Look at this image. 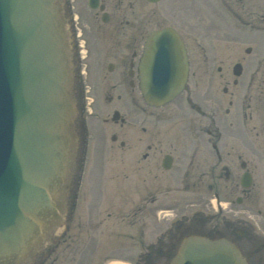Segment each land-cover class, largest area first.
Segmentation results:
<instances>
[{"label": "flooded vegetation", "instance_id": "af4514ba", "mask_svg": "<svg viewBox=\"0 0 264 264\" xmlns=\"http://www.w3.org/2000/svg\"><path fill=\"white\" fill-rule=\"evenodd\" d=\"M64 12L86 165L99 149L131 164L140 231L129 236L139 251L130 264L172 257L187 232L234 240L248 264H264V0H64ZM164 28L184 46L187 81L155 107L141 94L140 64L148 37ZM222 201L247 204L244 216L219 224ZM69 229L34 264H80Z\"/></svg>", "mask_w": 264, "mask_h": 264}, {"label": "water", "instance_id": "95a60500", "mask_svg": "<svg viewBox=\"0 0 264 264\" xmlns=\"http://www.w3.org/2000/svg\"><path fill=\"white\" fill-rule=\"evenodd\" d=\"M63 0H0V264H28L64 222L75 167L72 70ZM169 41L148 76L153 41ZM179 39L155 33L142 63L146 101L182 88ZM160 58L162 61L159 62ZM169 264H247L231 241L189 236Z\"/></svg>", "mask_w": 264, "mask_h": 264}, {"label": "rangeland", "instance_id": "374dc122", "mask_svg": "<svg viewBox=\"0 0 264 264\" xmlns=\"http://www.w3.org/2000/svg\"><path fill=\"white\" fill-rule=\"evenodd\" d=\"M82 117L86 119V113L82 114ZM98 124L99 123H97L95 127H99L100 125ZM109 131H107L108 135H110L113 130ZM116 131L117 130L114 129L113 132ZM91 152H93L94 155L91 157L90 162L87 163V166L86 154L83 155V147L80 150L81 156L78 158L76 175L74 178V185L75 188H77L76 190H78V198L75 208L71 213L69 210L67 218L68 225L70 226L68 233L71 234L73 238L78 239L75 243L76 248L71 252L73 255L80 257V264L82 263L84 254H86V264H103L107 259H110L108 264H125L122 261L126 258L130 261L138 258L139 251L137 249V244L133 247L130 243L132 249L127 252L125 250L122 251L121 247H117V251L121 253L111 251L108 247L111 243H114L111 240L112 238H117L120 236L118 233H123L122 231L116 232V229H119V227L116 225V229L114 228L115 222L122 221L127 215H131V213H128L126 210L130 209L132 204V200H130L132 194L131 164L129 161L120 164L116 161L115 157H110V152L112 151L109 150L99 149ZM97 156L98 158L96 160ZM100 159L101 161H99ZM120 199H123L122 202H120ZM246 207L247 204L241 206L235 203L232 205L228 204L224 210L225 213L220 217L219 224H223V221H231V218H235L231 216H244L243 212ZM256 207L264 209V202ZM227 212L229 214H227ZM109 214L112 216L111 219H108ZM140 215L144 217V219L149 220L150 218L147 210L143 211ZM71 216V221H69V217ZM129 218L130 217H128V219ZM163 220L164 219L161 218V221ZM125 222L126 220L124 219L123 223ZM131 227L134 228L133 226ZM132 233L134 234V231H132ZM90 238L96 241L93 240L91 243L89 242L90 244H86ZM149 239H151L150 236ZM119 240L120 239H118V241ZM154 242L155 248L166 247L169 243L168 240H154ZM104 244H107L104 246L106 251L101 246ZM83 251L86 252L84 253ZM112 259H114V262H111ZM154 259L156 264H165L168 261L166 256L158 254H155Z\"/></svg>", "mask_w": 264, "mask_h": 264}]
</instances>
